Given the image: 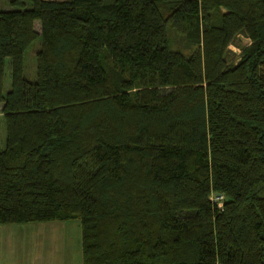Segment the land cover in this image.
<instances>
[{
    "label": "trees",
    "instance_id": "obj_1",
    "mask_svg": "<svg viewBox=\"0 0 264 264\" xmlns=\"http://www.w3.org/2000/svg\"><path fill=\"white\" fill-rule=\"evenodd\" d=\"M9 4L0 225L77 221L81 264H264V0Z\"/></svg>",
    "mask_w": 264,
    "mask_h": 264
},
{
    "label": "rangeland",
    "instance_id": "obj_2",
    "mask_svg": "<svg viewBox=\"0 0 264 264\" xmlns=\"http://www.w3.org/2000/svg\"><path fill=\"white\" fill-rule=\"evenodd\" d=\"M10 0H0V11L14 10ZM111 2L112 0H105ZM28 3L25 9H28ZM37 23V22H36ZM34 28L38 30V25ZM168 47L171 51L189 54L181 39L173 30H167ZM39 40H35L23 56V77L33 82L34 55ZM247 44L242 36H237L227 48L226 61L237 60L240 47ZM9 88L8 70L3 76V92ZM4 130L0 121V147ZM0 264H80L79 225L77 221L46 222L30 224L0 225Z\"/></svg>",
    "mask_w": 264,
    "mask_h": 264
},
{
    "label": "built area",
    "instance_id": "obj_3",
    "mask_svg": "<svg viewBox=\"0 0 264 264\" xmlns=\"http://www.w3.org/2000/svg\"><path fill=\"white\" fill-rule=\"evenodd\" d=\"M211 202H216V206L220 207V196H216V198L210 199Z\"/></svg>",
    "mask_w": 264,
    "mask_h": 264
},
{
    "label": "crops",
    "instance_id": "obj_4",
    "mask_svg": "<svg viewBox=\"0 0 264 264\" xmlns=\"http://www.w3.org/2000/svg\"><path fill=\"white\" fill-rule=\"evenodd\" d=\"M79 250H80V246H79ZM80 264H81V259H80Z\"/></svg>",
    "mask_w": 264,
    "mask_h": 264
}]
</instances>
